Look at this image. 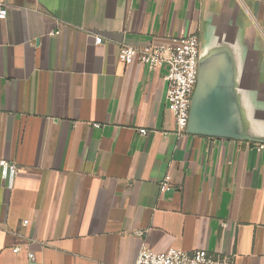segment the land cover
<instances>
[{
    "label": "crops",
    "instance_id": "obj_1",
    "mask_svg": "<svg viewBox=\"0 0 264 264\" xmlns=\"http://www.w3.org/2000/svg\"><path fill=\"white\" fill-rule=\"evenodd\" d=\"M1 5L0 160L19 171L9 189L0 170V264H134L144 247L264 264V140L178 136L167 65L119 58L190 33L233 47L264 139V0Z\"/></svg>",
    "mask_w": 264,
    "mask_h": 264
},
{
    "label": "built area",
    "instance_id": "obj_2",
    "mask_svg": "<svg viewBox=\"0 0 264 264\" xmlns=\"http://www.w3.org/2000/svg\"><path fill=\"white\" fill-rule=\"evenodd\" d=\"M7 8L0 6V18L7 16ZM102 37L97 35L95 42L100 44ZM201 53V41L197 34L190 33L183 37H172L166 41H154L143 46H122L119 58L129 64L138 62L147 65L154 71L164 64L167 65L165 80L167 81V105L173 114L176 123V132L181 136L187 131L193 94L198 82L199 58ZM101 127V124H94ZM141 134H146L147 129L141 128ZM1 178L5 186L13 188L18 176L19 168L13 161L0 160ZM163 191L170 190L169 179L161 182ZM20 247L14 248L18 252ZM30 257L33 254L30 253ZM134 264H234L228 256L216 255L208 249L193 251L181 248H169L156 252L149 248H142L135 259Z\"/></svg>",
    "mask_w": 264,
    "mask_h": 264
},
{
    "label": "water",
    "instance_id": "obj_3",
    "mask_svg": "<svg viewBox=\"0 0 264 264\" xmlns=\"http://www.w3.org/2000/svg\"><path fill=\"white\" fill-rule=\"evenodd\" d=\"M233 47L210 42L200 53L198 82L187 131L192 134L264 140L244 125V98Z\"/></svg>",
    "mask_w": 264,
    "mask_h": 264
}]
</instances>
